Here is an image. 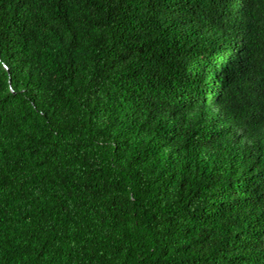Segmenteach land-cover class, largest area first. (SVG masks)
Here are the masks:
<instances>
[{
    "label": "trees",
    "instance_id": "16d2710c",
    "mask_svg": "<svg viewBox=\"0 0 264 264\" xmlns=\"http://www.w3.org/2000/svg\"><path fill=\"white\" fill-rule=\"evenodd\" d=\"M0 264H264V0H0Z\"/></svg>",
    "mask_w": 264,
    "mask_h": 264
}]
</instances>
